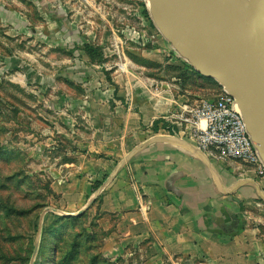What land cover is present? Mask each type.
<instances>
[{
  "label": "rangeland",
  "instance_id": "1",
  "mask_svg": "<svg viewBox=\"0 0 264 264\" xmlns=\"http://www.w3.org/2000/svg\"><path fill=\"white\" fill-rule=\"evenodd\" d=\"M144 9L145 0H0V264H131L105 242L111 217L88 210L91 198L78 201L65 177L76 155L102 157L97 147L118 132L105 116L135 90L150 95L162 70L189 65ZM191 68L186 101L220 92Z\"/></svg>",
  "mask_w": 264,
  "mask_h": 264
},
{
  "label": "crops",
  "instance_id": "2",
  "mask_svg": "<svg viewBox=\"0 0 264 264\" xmlns=\"http://www.w3.org/2000/svg\"><path fill=\"white\" fill-rule=\"evenodd\" d=\"M182 66L105 116L118 132L97 147L102 157L76 155L65 189L111 217L105 242L131 264H264V175L206 155L170 118L191 92ZM157 118L168 123L154 128Z\"/></svg>",
  "mask_w": 264,
  "mask_h": 264
},
{
  "label": "water",
  "instance_id": "3",
  "mask_svg": "<svg viewBox=\"0 0 264 264\" xmlns=\"http://www.w3.org/2000/svg\"><path fill=\"white\" fill-rule=\"evenodd\" d=\"M149 17L176 54L233 96L264 163V0H145Z\"/></svg>",
  "mask_w": 264,
  "mask_h": 264
},
{
  "label": "built area",
  "instance_id": "4",
  "mask_svg": "<svg viewBox=\"0 0 264 264\" xmlns=\"http://www.w3.org/2000/svg\"><path fill=\"white\" fill-rule=\"evenodd\" d=\"M170 118L182 126L183 135L206 155L249 164L258 175H264V163L246 122L233 96L226 91L221 89L214 97L198 98L194 102L184 101Z\"/></svg>",
  "mask_w": 264,
  "mask_h": 264
},
{
  "label": "bare ground",
  "instance_id": "5",
  "mask_svg": "<svg viewBox=\"0 0 264 264\" xmlns=\"http://www.w3.org/2000/svg\"><path fill=\"white\" fill-rule=\"evenodd\" d=\"M232 7L237 13H241L244 10V0H229ZM263 19H264V11H263Z\"/></svg>",
  "mask_w": 264,
  "mask_h": 264
},
{
  "label": "trees",
  "instance_id": "6",
  "mask_svg": "<svg viewBox=\"0 0 264 264\" xmlns=\"http://www.w3.org/2000/svg\"><path fill=\"white\" fill-rule=\"evenodd\" d=\"M144 11L146 12V14H148L146 9H144ZM152 24H153V23H152ZM189 67H190V66H189ZM190 68H191V67H190ZM191 69H192V68H191ZM192 70H193V69H192ZM193 71H194V70H193ZM194 72H196V71H194ZM196 73H197V72H196ZM197 75L202 76V75H200L199 73H197ZM220 91H221V90H220ZM160 122H162V119H160V118L154 120L153 123H152V127L156 128ZM163 124H164V123H163ZM163 124H162V125H163ZM164 126H166V125L164 124ZM164 126H163V127H164ZM169 127H170V126L168 125L167 128H169Z\"/></svg>",
  "mask_w": 264,
  "mask_h": 264
}]
</instances>
